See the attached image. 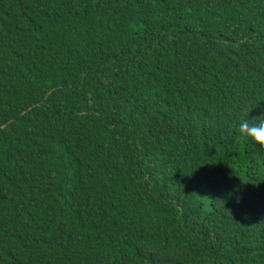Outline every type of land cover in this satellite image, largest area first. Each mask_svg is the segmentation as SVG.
I'll list each match as a JSON object with an SVG mask.
<instances>
[{"label":"trees","instance_id":"obj_1","mask_svg":"<svg viewBox=\"0 0 264 264\" xmlns=\"http://www.w3.org/2000/svg\"><path fill=\"white\" fill-rule=\"evenodd\" d=\"M262 113L264 0H0V264H264Z\"/></svg>","mask_w":264,"mask_h":264},{"label":"clouds","instance_id":"obj_2","mask_svg":"<svg viewBox=\"0 0 264 264\" xmlns=\"http://www.w3.org/2000/svg\"><path fill=\"white\" fill-rule=\"evenodd\" d=\"M254 122H249L247 119H242L238 126V132L242 137L251 139L257 145L264 147V113L253 117ZM222 191L227 194L230 199H236L239 203L244 202L249 208H254L258 205L259 201H264V197H261L255 192L264 193V181L261 179L251 181H235L232 182L228 179H222ZM129 199L135 200L138 198H144L145 194H142L138 185L131 179V185L128 188ZM217 224L209 223V219L206 218H194L188 221L184 226L174 225L178 229L182 230L181 236H187L192 239H201L205 236L211 235L216 231ZM166 242L160 241L158 247L166 246ZM157 248V247H156ZM154 249V248H153ZM152 249V250H153ZM218 259L219 264H228V260L233 264H246L243 256L237 252H223L220 253ZM198 264H213L214 260L211 257H200L199 254H195Z\"/></svg>","mask_w":264,"mask_h":264},{"label":"bare ground","instance_id":"obj_3","mask_svg":"<svg viewBox=\"0 0 264 264\" xmlns=\"http://www.w3.org/2000/svg\"><path fill=\"white\" fill-rule=\"evenodd\" d=\"M255 194H257V195H259V196H261V197H264V193H263V192H260V193L255 192ZM200 257H202V258H207L205 255H204V256H203V255H200ZM189 261H190V260H180V261H175V264H178V262H180V263H188ZM227 262H228V264H233V262L230 261V260H228Z\"/></svg>","mask_w":264,"mask_h":264},{"label":"rangeland","instance_id":"obj_4","mask_svg":"<svg viewBox=\"0 0 264 264\" xmlns=\"http://www.w3.org/2000/svg\"><path fill=\"white\" fill-rule=\"evenodd\" d=\"M201 120V119H200Z\"/></svg>","mask_w":264,"mask_h":264}]
</instances>
